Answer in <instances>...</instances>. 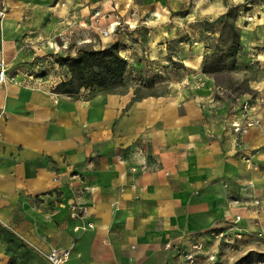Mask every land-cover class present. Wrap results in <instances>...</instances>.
Listing matches in <instances>:
<instances>
[{"label": "crops", "instance_id": "0c3cea01", "mask_svg": "<svg viewBox=\"0 0 264 264\" xmlns=\"http://www.w3.org/2000/svg\"><path fill=\"white\" fill-rule=\"evenodd\" d=\"M3 1L10 66L34 40L67 39L74 55L115 17L139 26L100 37L127 62L125 92L61 94L22 74L0 87V264H44L51 249H68L66 264H177L236 215L243 234L218 264L246 252L264 264V109L236 146L200 51L189 58L188 0ZM249 54L264 68V51Z\"/></svg>", "mask_w": 264, "mask_h": 264}, {"label": "rangeland", "instance_id": "374dc122", "mask_svg": "<svg viewBox=\"0 0 264 264\" xmlns=\"http://www.w3.org/2000/svg\"><path fill=\"white\" fill-rule=\"evenodd\" d=\"M188 2L189 58L194 51H200L201 59L198 69L202 78L209 79L213 84V102L220 104V107L224 109L223 117L227 118L233 115V112H237L243 100L255 97L264 98V68L256 66L255 56L249 54L250 51H264V0H188ZM230 9H232L231 12H229ZM136 25L139 26V23ZM236 36L238 44L234 45L233 40ZM50 40L55 41L53 38ZM30 43L33 44L31 49L34 55L25 56L15 66L7 65V75L9 78H14L13 74H22L24 78L33 82L54 88L70 78L67 66L59 64L61 58H75L82 50L106 48H101L104 45L99 35L93 43L76 45L74 49L77 51L74 55H72L73 51L65 49V47H70L67 39H64L60 45L56 43V49H48V44L43 46L41 39ZM231 45L233 46L230 49ZM26 48L28 46H23V50ZM35 48L40 49L35 51ZM76 84L77 82H74L66 88H75ZM79 90H82V93L87 91L86 88ZM127 90L128 84L123 77L121 84L116 85L112 92H103L98 87L88 89L90 93H122ZM145 91L148 93L150 88ZM229 225L230 222L221 227L225 229ZM208 244L209 248L214 246L215 249L209 252L216 256L213 264H218L220 260L219 250L226 249L230 251L231 256L237 249L234 243L226 245L222 242L209 241ZM202 259H204L203 264H206V258L201 257L199 261ZM228 262V264H257L250 259L249 252L242 256L231 257ZM260 262L258 261V264H262Z\"/></svg>", "mask_w": 264, "mask_h": 264}, {"label": "built area", "instance_id": "2783aa9c", "mask_svg": "<svg viewBox=\"0 0 264 264\" xmlns=\"http://www.w3.org/2000/svg\"><path fill=\"white\" fill-rule=\"evenodd\" d=\"M5 16V3L0 0V21ZM102 17L99 10H95L92 13L91 20L92 25L98 24V19ZM135 14L130 13V18L134 19ZM137 21H134L133 25L127 22L119 20L115 17L114 20L109 22L104 28L99 29V36L101 38H107L112 34L116 33L123 25H126L128 29L135 28ZM7 65L2 59H0V87L3 86L8 79L6 75ZM264 108V98L255 97L253 99L243 100L238 106L237 112H235L228 123V128L235 138L236 146H240L242 138L248 134L250 129L256 127L260 123V112ZM2 135L0 133V140ZM147 169V166H142L141 170ZM132 172H136L137 169H131ZM233 198L229 200V206L236 204ZM255 205L258 201L253 202ZM72 218H76V207H71ZM241 217L239 215L234 216L230 221V225L224 229V227H212L206 234L209 241L224 243L226 245L235 244L238 239L241 238L243 228L240 226ZM91 227V225H88ZM204 239H196L192 245L182 251H178L179 262L177 264H198L201 257L206 258V264H213L216 260V256L213 253H206L207 245ZM223 244V245H224ZM70 258V251L68 249H51L44 255V264H66Z\"/></svg>", "mask_w": 264, "mask_h": 264}, {"label": "trees", "instance_id": "16d2710c", "mask_svg": "<svg viewBox=\"0 0 264 264\" xmlns=\"http://www.w3.org/2000/svg\"><path fill=\"white\" fill-rule=\"evenodd\" d=\"M231 11L232 9L229 10V12ZM231 27L234 30L233 25ZM233 41L234 45H237L238 37L236 36ZM232 46L229 48L231 49ZM59 64L67 66L70 78L68 81L58 84L55 91L67 95L76 94L80 88L95 87L103 92H112L116 85L121 84L127 67V62L119 55L116 44L101 50H82L75 58H61ZM74 82H77L75 88H66Z\"/></svg>", "mask_w": 264, "mask_h": 264}]
</instances>
